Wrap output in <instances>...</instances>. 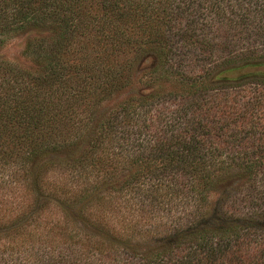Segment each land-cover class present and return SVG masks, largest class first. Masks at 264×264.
<instances>
[{
  "label": "trees",
  "instance_id": "1",
  "mask_svg": "<svg viewBox=\"0 0 264 264\" xmlns=\"http://www.w3.org/2000/svg\"><path fill=\"white\" fill-rule=\"evenodd\" d=\"M203 18L224 34H193ZM19 36L26 68L1 54ZM210 41L235 43L211 69L192 48ZM83 151L147 226L116 211L48 252L25 199L0 196V264H264V0H0V177H31L33 201L51 169L88 177Z\"/></svg>",
  "mask_w": 264,
  "mask_h": 264
},
{
  "label": "rangeland",
  "instance_id": "2",
  "mask_svg": "<svg viewBox=\"0 0 264 264\" xmlns=\"http://www.w3.org/2000/svg\"><path fill=\"white\" fill-rule=\"evenodd\" d=\"M210 21L203 18L202 21H199L198 26L195 28L194 33L196 36H207V34H203L205 29L208 28L209 33L213 31V33L216 36H222L224 34V31L221 28L216 29L215 26L212 28L210 27ZM203 27V28H202ZM224 29V28H223ZM193 31V30H192ZM230 33V32H229ZM201 39V38H198ZM208 42H201L192 45V48L196 53L198 54L196 56L197 60H203L206 63H209L210 69L214 67V65L218 62H221L222 56L225 52L233 51L235 43L232 44L228 43V45L222 44L220 42H217V45H215L214 49L211 48L209 51V46L213 44ZM24 44V38L23 37H15L11 39L8 43L5 44L3 47L1 54L8 59L9 61L13 62L15 65H18L21 68H26L30 66V63L24 58L21 51ZM230 44H232V47H230ZM224 46H226L224 48ZM228 46V47H227ZM256 49L263 50L262 46H256ZM213 50V54L209 55ZM195 55H192V64L195 67V69H200V64L195 63L197 60L194 58ZM210 63L213 64L210 66ZM217 66V65H216ZM206 67V66H205ZM207 67V68H209ZM150 73L145 72L144 77H147ZM143 82V81H142ZM133 87L128 89L127 94L132 95L133 93H136L137 90L144 91L143 85L139 82L136 83V81L132 84ZM126 95V96H130ZM137 96V95H136ZM106 102L102 103L101 107H95L96 111L97 109L100 110V113L102 117H106L107 111H109L111 107V103L108 102V104L105 106ZM115 104V103H114ZM109 151L112 152V149L109 148ZM81 151L78 152L80 154ZM109 157H114L113 154L108 155ZM121 157H117L116 159H120ZM48 159L51 160L52 163H58L59 159L63 158H57L54 156H48ZM82 163L80 165L82 169V172H86L88 174V177H83V173L80 174L79 177H66V174L68 171H65L64 173H59V171H55L54 169H51L47 171L44 175V177L40 178V195H36L37 198H35L33 201H31L32 193L30 188L27 186V180L31 177H0V182L3 183L2 187H0V196L2 197H11V196H20V199H25V204L31 207V210L34 211L33 213V219L30 223V228L32 227L34 229L35 236H37L38 240H35L34 245L41 248V245L46 246V251L51 252L55 251L56 248L67 246L66 243H73L76 241V236L69 237L68 235H64L63 229L66 228H82L83 230L90 231L91 233H94L95 228L94 225L98 224L97 222L99 219H103L105 221H109L111 217L114 216V213L119 211L118 217L123 220L124 224H140L147 226L148 223V216L147 214L141 213L137 205L134 203L133 199H128V202L123 201L127 196H130V192L126 191L125 195V189H123L124 192H121L118 196L119 198L114 200H108L109 196L113 195V192L111 191V184L108 183L106 185H102V178L98 174V170L96 167L90 165L88 162L89 158L87 153L82 155ZM108 161V160H106ZM110 165L115 164V161H109L107 162ZM97 183V186L102 187L101 190L96 192V196H104V199L92 201V202H84L82 205V208H72L71 211L70 208L67 207V210L70 212L72 217H76V220H70L65 218V213L61 211L62 201L65 200V197H70L74 193L77 192H89L90 189L93 188V186ZM124 188V186H123ZM105 198L107 200H105ZM54 199V200H53ZM56 199V200H55ZM97 203V204H96ZM79 206V205H78ZM74 213V215H73ZM103 220H101L100 223H102ZM153 222V221H152ZM109 223L118 225L117 220H110ZM48 233V235L46 234ZM41 238V239H40ZM80 241L86 242V240H83L81 236L78 237Z\"/></svg>",
  "mask_w": 264,
  "mask_h": 264
}]
</instances>
